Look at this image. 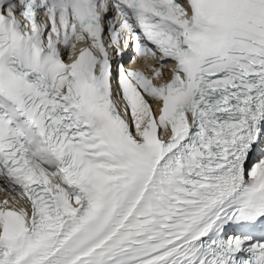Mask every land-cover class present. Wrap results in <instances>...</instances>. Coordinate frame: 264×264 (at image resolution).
I'll list each match as a JSON object with an SVG mask.
<instances>
[{
  "label": "snow or ice",
  "instance_id": "snow-or-ice-1",
  "mask_svg": "<svg viewBox=\"0 0 264 264\" xmlns=\"http://www.w3.org/2000/svg\"><path fill=\"white\" fill-rule=\"evenodd\" d=\"M0 193V264H264V0H0Z\"/></svg>",
  "mask_w": 264,
  "mask_h": 264
}]
</instances>
